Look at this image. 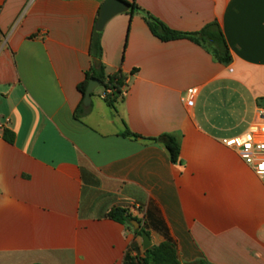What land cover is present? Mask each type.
I'll list each match as a JSON object with an SVG mask.
<instances>
[{
  "label": "crops",
  "instance_id": "obj_1",
  "mask_svg": "<svg viewBox=\"0 0 264 264\" xmlns=\"http://www.w3.org/2000/svg\"><path fill=\"white\" fill-rule=\"evenodd\" d=\"M103 1L0 0V264H142L114 207L180 264H264V180L225 145L264 128V0H125L141 11L106 25L101 63L126 95L112 108L96 90L78 120ZM144 13L185 34L219 23L232 63L160 40Z\"/></svg>",
  "mask_w": 264,
  "mask_h": 264
},
{
  "label": "trees",
  "instance_id": "obj_2",
  "mask_svg": "<svg viewBox=\"0 0 264 264\" xmlns=\"http://www.w3.org/2000/svg\"><path fill=\"white\" fill-rule=\"evenodd\" d=\"M103 1V0H101ZM125 1V0H124ZM130 14L135 12H140L141 9L135 4L131 5ZM144 20L147 23L149 29L160 40L164 42L175 41L180 39H188L197 45L205 47L215 56L216 60L222 64L230 65L233 61L230 49L227 45L225 36L219 23H212L203 28L200 32L185 34L175 32L163 23L155 19L153 16L144 13ZM91 56L93 60L102 61L103 57V47H102V32H97L95 27L93 28L92 40H91ZM92 78H97L102 82V88L104 89L105 102L112 108H116L118 101L123 100V90L126 86L127 77L119 72L114 75H108L105 71L104 65L101 63L99 69H96L94 64L85 73L84 81L79 85V91L82 94V100L75 112V118L81 120L90 109H86L84 106V99L88 84ZM110 91V93H108ZM93 96V94H92ZM123 136L138 139L139 136L127 130ZM4 138L10 143L14 142V134L10 131L4 132ZM158 141L163 142L167 148L171 161L175 164L180 163L181 155V143L180 139L174 135H163ZM107 218L121 224H132V222L140 221L134 217L131 212L122 207H114L107 213ZM135 233L139 237H144L148 235V232L144 229H137ZM142 264H180L178 251L175 243L172 241H166L154 249H149L146 251L145 257L141 260ZM207 264V263H199Z\"/></svg>",
  "mask_w": 264,
  "mask_h": 264
},
{
  "label": "built area",
  "instance_id": "obj_3",
  "mask_svg": "<svg viewBox=\"0 0 264 264\" xmlns=\"http://www.w3.org/2000/svg\"><path fill=\"white\" fill-rule=\"evenodd\" d=\"M196 93L195 89L189 90L183 101L191 103ZM125 95L126 91L123 90V96ZM225 145L238 149L244 161L253 167L256 173L264 180V167H262L264 166V128H253L249 133L241 137L226 140Z\"/></svg>",
  "mask_w": 264,
  "mask_h": 264
},
{
  "label": "water",
  "instance_id": "obj_4",
  "mask_svg": "<svg viewBox=\"0 0 264 264\" xmlns=\"http://www.w3.org/2000/svg\"><path fill=\"white\" fill-rule=\"evenodd\" d=\"M131 5L124 0H104L98 15V19L95 24V29L97 32H103L106 25L116 16L127 13L131 10ZM95 68L99 69L101 62L99 60L94 61ZM102 87V82L97 78H92L88 84L84 104L89 107L92 102V94ZM136 229L140 228V224L137 221L132 223ZM143 245L145 250L154 249L151 244L150 237L145 235L143 237Z\"/></svg>",
  "mask_w": 264,
  "mask_h": 264
},
{
  "label": "rangeland",
  "instance_id": "obj_5",
  "mask_svg": "<svg viewBox=\"0 0 264 264\" xmlns=\"http://www.w3.org/2000/svg\"><path fill=\"white\" fill-rule=\"evenodd\" d=\"M99 94L100 95H103L104 94V89L102 87H100V88L97 89L96 95L94 96V99L95 100L101 99Z\"/></svg>",
  "mask_w": 264,
  "mask_h": 264
},
{
  "label": "snow or ice",
  "instance_id": "obj_6",
  "mask_svg": "<svg viewBox=\"0 0 264 264\" xmlns=\"http://www.w3.org/2000/svg\"><path fill=\"white\" fill-rule=\"evenodd\" d=\"M262 167H264V166H262Z\"/></svg>",
  "mask_w": 264,
  "mask_h": 264
}]
</instances>
